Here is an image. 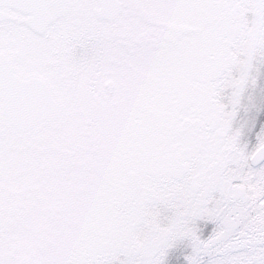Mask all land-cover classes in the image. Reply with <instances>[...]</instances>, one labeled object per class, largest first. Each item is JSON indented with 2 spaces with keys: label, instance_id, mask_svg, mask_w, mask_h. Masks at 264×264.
Masks as SVG:
<instances>
[{
  "label": "snow or ice",
  "instance_id": "6c2138e0",
  "mask_svg": "<svg viewBox=\"0 0 264 264\" xmlns=\"http://www.w3.org/2000/svg\"><path fill=\"white\" fill-rule=\"evenodd\" d=\"M262 75L264 0H0V264H264Z\"/></svg>",
  "mask_w": 264,
  "mask_h": 264
},
{
  "label": "rangeland",
  "instance_id": "374dc122",
  "mask_svg": "<svg viewBox=\"0 0 264 264\" xmlns=\"http://www.w3.org/2000/svg\"><path fill=\"white\" fill-rule=\"evenodd\" d=\"M264 75L260 77V80L258 82L257 87L255 90H250L253 91V94L257 97V100L259 101L262 97H264ZM243 115V113H241ZM249 116H255L256 118V124H255V130L253 132V142H254V137H255V131H258L261 124H264V108H262L259 112H257L255 109H253L250 113ZM180 259H183V257H180Z\"/></svg>",
  "mask_w": 264,
  "mask_h": 264
}]
</instances>
